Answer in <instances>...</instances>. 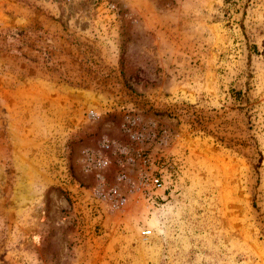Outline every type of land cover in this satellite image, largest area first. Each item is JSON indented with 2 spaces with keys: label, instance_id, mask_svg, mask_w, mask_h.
<instances>
[{
  "label": "rangeland",
  "instance_id": "obj_1",
  "mask_svg": "<svg viewBox=\"0 0 264 264\" xmlns=\"http://www.w3.org/2000/svg\"><path fill=\"white\" fill-rule=\"evenodd\" d=\"M0 264H264V0H0Z\"/></svg>",
  "mask_w": 264,
  "mask_h": 264
},
{
  "label": "built area",
  "instance_id": "obj_2",
  "mask_svg": "<svg viewBox=\"0 0 264 264\" xmlns=\"http://www.w3.org/2000/svg\"><path fill=\"white\" fill-rule=\"evenodd\" d=\"M151 183L153 186L157 189H162L163 188V182L161 181L160 178L155 177L154 179L151 180ZM149 234V233H148Z\"/></svg>",
  "mask_w": 264,
  "mask_h": 264
},
{
  "label": "trees",
  "instance_id": "obj_3",
  "mask_svg": "<svg viewBox=\"0 0 264 264\" xmlns=\"http://www.w3.org/2000/svg\"><path fill=\"white\" fill-rule=\"evenodd\" d=\"M244 146L247 147V144H244ZM261 160H262V157H261V159H260V162H261ZM259 164H260V163H259Z\"/></svg>",
  "mask_w": 264,
  "mask_h": 264
}]
</instances>
